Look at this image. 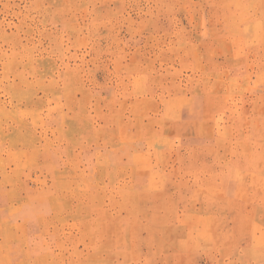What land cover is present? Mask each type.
<instances>
[{
	"label": "rangeland",
	"instance_id": "374dc122",
	"mask_svg": "<svg viewBox=\"0 0 264 264\" xmlns=\"http://www.w3.org/2000/svg\"><path fill=\"white\" fill-rule=\"evenodd\" d=\"M0 264H264V0H0Z\"/></svg>",
	"mask_w": 264,
	"mask_h": 264
}]
</instances>
